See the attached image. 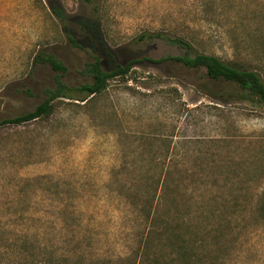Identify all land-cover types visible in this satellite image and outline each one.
<instances>
[{"label": "rangeland", "instance_id": "rangeland-1", "mask_svg": "<svg viewBox=\"0 0 264 264\" xmlns=\"http://www.w3.org/2000/svg\"><path fill=\"white\" fill-rule=\"evenodd\" d=\"M147 32L264 78V0H0V120L134 61L0 125V264H264V106Z\"/></svg>", "mask_w": 264, "mask_h": 264}, {"label": "trees", "instance_id": "trees-1", "mask_svg": "<svg viewBox=\"0 0 264 264\" xmlns=\"http://www.w3.org/2000/svg\"><path fill=\"white\" fill-rule=\"evenodd\" d=\"M141 36L143 38H152L153 36L165 37V39H167L169 42L186 49V52L183 55L169 56L167 58L160 59H145L150 61L171 59L175 62L185 65L190 69L204 68L207 77L214 80L222 79L229 82L230 84H233L235 86V90L233 93L237 98H254L262 106H264V78L262 77V75H260L258 71L239 68L235 65H232L231 63L224 61L217 55L207 54L198 51H194L193 53V46L190 44V42L180 36L169 37L168 35H164L161 32H147L143 33ZM71 40L74 41L73 38H71ZM39 59L41 61L48 62L56 71L66 70V67L53 53H45L43 56L40 55ZM133 62L134 61H129L126 64H118L117 67L113 68L112 70H106L102 67L100 56L97 55L95 56L94 61L90 63L89 67L86 68V71L92 75V80L90 82L72 87L67 86L63 82H60L59 85L55 88H47L45 90L46 96L44 100L40 104H38L33 110L24 112L15 117H7L1 119L0 125H4L7 123L20 124L30 120H34L36 118L44 117L53 111V108L55 106L54 101L60 97L66 96L69 91L82 92L87 97L100 93L107 88L108 83L112 78L126 75L130 71ZM167 187H164L163 191H166ZM153 219L155 220V216ZM174 231L175 233H177L175 234V237H179L178 234L180 233L177 230H173V232ZM178 245L179 246L174 249L175 251L173 250V252H175L176 254L182 248L181 244ZM181 251L183 255L187 254L185 248ZM58 262L60 263L61 259Z\"/></svg>", "mask_w": 264, "mask_h": 264}]
</instances>
